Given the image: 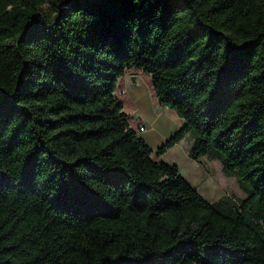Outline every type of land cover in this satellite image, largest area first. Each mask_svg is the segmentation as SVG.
<instances>
[{"label":"trees","instance_id":"trees-1","mask_svg":"<svg viewBox=\"0 0 264 264\" xmlns=\"http://www.w3.org/2000/svg\"><path fill=\"white\" fill-rule=\"evenodd\" d=\"M140 71L183 121L156 150ZM186 134L245 199L152 158ZM0 264H264V0H0Z\"/></svg>","mask_w":264,"mask_h":264},{"label":"rangeland","instance_id":"rangeland-1","mask_svg":"<svg viewBox=\"0 0 264 264\" xmlns=\"http://www.w3.org/2000/svg\"><path fill=\"white\" fill-rule=\"evenodd\" d=\"M139 73L141 74L140 79L143 87L133 90L130 88L128 90V98L136 105V109L126 105V111L129 122L134 129L139 130V124L141 123L144 125L145 130L140 137L153 150H156L165 143L164 141L161 144H156V140H161L164 136L159 128L169 129L174 134L183 127V121L170 109L165 108L163 112L154 110L150 92L146 85L150 76L141 71ZM132 74L134 75L135 73L133 72ZM121 93L122 90L118 89L115 91V96L117 98H122V95L123 98L128 96ZM157 114H159L160 118L154 124ZM192 143L193 136L186 134L179 146H174L160 158H156L154 154L152 158L161 159L165 163L177 166L180 175L209 203H214L224 196H229L236 200L245 199L246 195L240 189L236 177H227L223 173L222 165L219 161L206 158L193 161L188 157Z\"/></svg>","mask_w":264,"mask_h":264},{"label":"crops","instance_id":"crops-1","mask_svg":"<svg viewBox=\"0 0 264 264\" xmlns=\"http://www.w3.org/2000/svg\"><path fill=\"white\" fill-rule=\"evenodd\" d=\"M133 72H130V73H128V74H126V75H124L122 78H120L119 79V81H118V85H117V89L116 90H122V93H124L125 95H128L127 97H129V94H128V90L131 88L132 90L133 89H136V88H140V87H143L142 85V83H141V79H140V77H141V74L140 73H137V72H134L135 74L133 75L132 74ZM137 74H139V76H137ZM132 76H134L135 77V79H136V81L133 83L132 81H131V78H132ZM121 93V94H122ZM150 98H151V95H150ZM129 99V98H128ZM151 101H152V99H151ZM132 104H133V102L132 101H130ZM152 104H153V102H152ZM153 107H154V110H156L157 112H163V111H165L164 109L165 108H162V107H156V106H154V104H153ZM133 109H136V105H134L133 104ZM159 114H157V116L155 117V122H154V124L157 122V120H159ZM139 121V120H138ZM137 121V122H138ZM139 127H144V125L141 123V124H139ZM144 129H145V127H144ZM160 129V131H162L163 132V134H164V136H163V138L161 139V140H156V144H161V143H163L164 141H166L168 138H170V136H172V132H171V130H169V129H163V127H161V128H159ZM174 132V131H173ZM141 134H142V132H140V136H141ZM186 137V136H185ZM182 142V141H181ZM179 144L180 143H178L177 145H175V146H179Z\"/></svg>","mask_w":264,"mask_h":264},{"label":"built area","instance_id":"built-area-1","mask_svg":"<svg viewBox=\"0 0 264 264\" xmlns=\"http://www.w3.org/2000/svg\"><path fill=\"white\" fill-rule=\"evenodd\" d=\"M140 132H143L145 129L144 127H139Z\"/></svg>","mask_w":264,"mask_h":264},{"label":"water","instance_id":"water-1","mask_svg":"<svg viewBox=\"0 0 264 264\" xmlns=\"http://www.w3.org/2000/svg\"><path fill=\"white\" fill-rule=\"evenodd\" d=\"M131 81L134 83L136 81L135 77L132 76Z\"/></svg>","mask_w":264,"mask_h":264},{"label":"bare ground","instance_id":"bare-ground-1","mask_svg":"<svg viewBox=\"0 0 264 264\" xmlns=\"http://www.w3.org/2000/svg\"><path fill=\"white\" fill-rule=\"evenodd\" d=\"M171 114V113H170Z\"/></svg>","mask_w":264,"mask_h":264}]
</instances>
